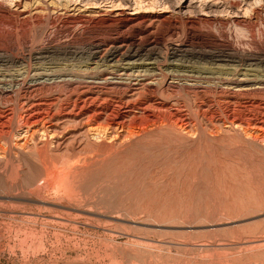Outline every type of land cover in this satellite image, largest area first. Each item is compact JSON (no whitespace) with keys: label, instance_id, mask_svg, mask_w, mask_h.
Segmentation results:
<instances>
[{"label":"rangeland","instance_id":"1","mask_svg":"<svg viewBox=\"0 0 264 264\" xmlns=\"http://www.w3.org/2000/svg\"><path fill=\"white\" fill-rule=\"evenodd\" d=\"M0 55V264H264V0H0Z\"/></svg>","mask_w":264,"mask_h":264},{"label":"bare ground","instance_id":"2","mask_svg":"<svg viewBox=\"0 0 264 264\" xmlns=\"http://www.w3.org/2000/svg\"><path fill=\"white\" fill-rule=\"evenodd\" d=\"M39 9V8H38ZM105 14V13H104ZM105 15H108V14H105ZM116 15H122V13H117ZM102 16V15H101ZM104 16V15H103ZM34 17V16H33ZM116 17V16H115ZM107 18V17H106ZM118 20V19H117ZM125 46V45H124ZM113 47V49H114V51L113 52H108L109 54H106V56L104 57V59H103V61L105 62V63H111V62H114V61H117V63L118 62H120L122 65H128V66H134V65H138V66H141V65H144L145 64V61H142V62H139V60L141 59V58H138L139 57V55L138 54H131V52L130 53H122V54H120L119 52L123 49L122 48V46H118V47H116L115 45H113L112 46ZM111 47V48H112ZM110 49V48H109ZM112 50V49H111ZM183 50V49H182ZM106 52V51H105ZM104 52V53H105ZM124 52H126V51H124ZM176 52V51H175ZM234 52V51H233ZM96 56H98V54H99V51H94L93 52ZM177 53V52H176ZM120 54V55H119ZM0 56H2V55H0ZM225 56V55H224ZM224 56H222L221 55V57H219V58H216L215 60H218V61H233V59L232 60H228L229 59V57L228 58H226V59H224L223 57ZM228 56V55H227ZM99 57V56H98ZM181 57V56H180ZM248 58H249V56H247ZM95 58V57H94ZM102 58V57H101ZM237 58V57H236ZM117 59V60H116ZM130 59H132V61H130ZM145 60V59H144ZM102 61V60H101ZM147 61V60H146ZM234 62V61H233ZM259 62V61H258ZM119 63V64H120ZM247 63V62H246ZM148 64H154V62H150V63H148ZM250 64H254V63H250ZM99 65V64H98ZM147 65V64H146ZM238 66V65H237ZM109 67L111 68V66L109 65ZM113 67V66H112ZM125 67V66H124ZM136 67V66H135ZM109 68V69H110ZM105 69V68H104ZM107 70H108V67H107ZM106 71V70H105ZM104 71V72H105ZM109 72L111 71L112 72V70H108ZM97 74H99V73H97ZM111 74V73H110ZM138 74V73H137ZM228 74V73H227ZM247 75V74H246ZM99 76V75H98ZM134 79V78H133ZM246 79V78H245ZM107 80H108V78H107ZM247 80V79H246ZM246 80H243V79H239V78H237L236 77V79H234L233 81H236L235 82V84L236 85H239V86H241V85H245V86H247V88H242L241 87V89H243V90H251V89H253V88H259V87H261V83H259V82H257L256 81V84H259V86L258 87H256V86H252V85H248L247 83H248V81H246ZM144 81V80H143ZM223 81V80H222ZM232 81V82H233ZM73 83V82H72ZM263 83V82H262ZM36 84V83H35ZM232 84V83H231ZM132 85V84H131ZM235 86V85H234ZM236 87V86H235ZM244 92V91H243ZM103 93V92H102ZM134 93V92H133ZM111 96V95H110ZM171 101V100H170ZM144 102V101H143ZM161 103V102H160ZM144 105V104H143ZM160 105V104H159ZM143 107V106H142ZM143 109V108H142ZM169 110V109H168ZM42 111V110H41ZM74 111V110H73ZM232 114V113H231ZM77 115V114H76ZM229 116V115H228ZM242 116V115H241ZM170 117V116H169ZM233 119H235V118H233ZM251 119V118H250ZM96 120V119H95ZM94 120V121H95ZM239 120H240V118H239ZM243 121V120H242ZM241 121V122H242ZM225 122V121H224ZM241 122H238V120H232V121H230V125L229 126H227V127H233V128H235V129H238V130H241V131H244L245 133H246V135H247V137L248 138H254L255 136L257 137V136H259V135H256V128L253 126V127H251V126H248V127H245ZM249 122V121H248ZM28 123V122H27ZM34 123V122H33ZM51 123V122H50ZM57 123V122H56ZM60 123V122H59ZM90 123V122H89ZM39 124V123H38ZM53 124V123H52ZM245 124V123H244ZM118 125V124H117ZM223 125V124H222ZM255 125H256V123H255ZM114 126V125H113ZM226 126V125H225ZM88 127V126H87ZM115 127V126H114ZM257 127V126H256ZM258 129H260V131H262L261 130V128H258ZM90 136L94 139V138H96V137H100V136H102V135H109L108 134V128H106V127H102V126H97V127H91L90 129ZM47 131H49L48 129H46V128H41V129H37L35 132H33L34 133V135H39V133L40 132H42V134H44L45 132H47ZM53 131V130H52ZM259 132V131H258ZM49 133H50V131H49ZM41 134V135H42ZM105 135V136H106ZM262 135V134H261ZM263 136V135H262ZM255 137V138H256Z\"/></svg>","mask_w":264,"mask_h":264}]
</instances>
